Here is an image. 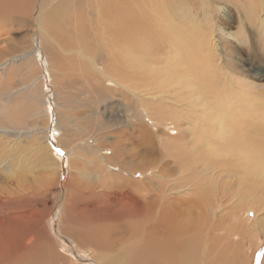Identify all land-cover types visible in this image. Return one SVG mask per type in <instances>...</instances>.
Wrapping results in <instances>:
<instances>
[{
	"label": "rangeland",
	"instance_id": "rangeland-1",
	"mask_svg": "<svg viewBox=\"0 0 264 264\" xmlns=\"http://www.w3.org/2000/svg\"><path fill=\"white\" fill-rule=\"evenodd\" d=\"M153 1L167 7L176 5L178 8L187 9L201 26H207L204 13L212 11L208 14L216 23L213 30L210 26L203 35L200 33L201 29L194 30L188 25L180 28L175 25L174 32L182 34L185 38L189 37L192 46L197 40L195 47L201 62L199 67L206 73L208 83L206 90L191 87L189 83L182 88L184 93L182 96L172 91L171 99L162 103L163 109L139 108L130 94L118 87L111 88V84L108 83L109 87H106L107 85L105 87L110 90L107 89L106 95L103 96L106 90L103 91L100 88L101 84L96 81L93 83L95 79L91 74L92 68L86 64L87 60L79 58L74 53L69 54L68 50L80 49L84 56L98 58V67L107 72V66L102 65L103 61L110 56L109 53L113 54L108 60V65L111 66L112 60L115 61L117 57L114 54L115 46L109 49L116 35L114 16L104 14L107 10L103 13L100 10L98 13L95 12L96 15L93 14L92 10L98 9L99 0L68 1L56 17L59 29L52 34L55 41L61 44L60 47L68 53L63 54L55 47L56 52L59 53L54 51L48 54L49 57L44 56V58L42 56L40 58L37 52L42 54L45 47H49L50 40L45 41L43 34L34 33L36 28L30 19L23 21L18 15L5 16V20L0 19V64H5L0 67V71L5 72L4 75L0 72V129H3L0 130V190L6 196H14L9 192L16 187H20L23 192H29L26 198L15 207L24 212L22 217L27 218L25 221L22 220L16 228L14 223L0 218V260L10 255L12 251L19 250L20 245L17 240L22 234L37 231L38 246L36 248L43 246L40 251L49 252L51 256L50 258L42 257L40 261L34 249L26 253L24 261L27 260V262L23 261V264L97 263V260L91 256L93 254L91 248L87 247L88 253L80 254L73 243L75 240L67 236L63 237L66 234L65 228L72 226V220L75 221L76 226L82 223L92 226L99 221L106 230L107 228L114 230L117 225L115 221L105 217L108 215L106 207L93 206L80 195L87 191L86 187L91 186L92 183L89 178L77 175L76 169L88 173L89 165L86 162L93 160L94 154L81 150L68 159L67 151L78 143L82 142L85 147L95 145L100 150L123 146L132 153L138 154L136 164L140 160H147L150 165H155L154 171L157 176L162 177L159 169L164 167L163 176L166 180L169 179L168 181L177 179L178 171L180 174L183 173L182 186L188 185L179 195L190 192L198 186H208V193L215 198L216 203L221 196L231 199L232 203L238 201L239 196L233 193L234 185L229 186L225 183L228 181L230 184L234 178L216 179L218 185L225 186L223 190L218 188L216 190L210 186L212 181L201 173L202 167H205L204 163L213 164L216 170H225V174L226 171L240 174L243 171L231 169L234 160H240L241 164L244 163L242 160H264V111L262 109L260 111L258 107V110L252 108V99L261 100L260 102L264 104V0ZM57 2L58 0L54 3ZM102 17L104 19H101ZM219 27L226 35L220 36ZM117 29H120V24H117ZM165 38V34H162L155 42L156 48L152 53L155 56L151 54V58L144 59L147 65L148 61H152L149 62L151 68H164L165 60L172 55L169 53L172 49L169 41L166 40L162 47H157L158 42H162ZM119 44L122 45V42L120 41ZM119 55L121 61L117 63L124 60L126 51L123 53L124 56ZM46 58L51 60L50 74L46 69L48 66L45 64ZM112 67L108 72L110 76H118L125 85H135V81H132L135 77L133 70H128L122 65L116 68V64ZM48 70L50 71L49 68ZM157 75L160 74L157 73ZM157 83L159 80L153 79L150 84ZM98 89L102 95L95 94ZM189 91L192 93H187ZM8 100L10 103L5 104ZM244 100L248 102L245 103ZM3 104L7 105L6 113L1 112ZM156 104H159L158 101H154L153 105ZM33 112L36 114L32 116ZM56 114L63 118V135L67 131L72 134L71 141L68 142L69 137H64L62 140H67L61 145L57 141L59 136L56 138L50 136L54 132ZM65 116H68L66 120L69 118L74 122L72 127L67 124L69 129L63 121ZM155 122H158V125L154 124ZM168 126H172L173 132H167ZM46 127H51L50 133L46 132L47 129L49 130ZM19 130L20 133H18ZM44 137L52 139L50 142L53 147H50L53 153L49 156L51 160H55L58 168L47 169L48 164L44 161L46 160L44 155L48 154L46 152L48 148L45 149V147L49 145L45 143ZM165 138H169L167 144L162 142ZM244 152L247 154L246 157L241 156ZM220 153L227 157L224 158L225 155L218 157ZM122 159L134 160L129 157ZM68 160H73L74 163L70 164ZM71 175L79 178L82 184L72 187ZM137 175L141 181H144L141 173L138 172ZM7 182L13 183V186H8ZM145 182L151 184L153 192L161 191L156 179L147 178ZM242 191V194L252 192L255 198L253 201L257 200L255 205L258 207L257 213L264 212V186L261 191H255L253 185L248 187L246 182ZM172 195L176 196L174 193ZM176 198L181 199L183 205L178 204L175 207L182 212L186 220L193 226H197L199 219L188 205V198ZM64 203L68 204V209L64 208L62 212L59 207ZM242 209L250 210L245 215L248 219H251L255 213L254 207L249 205ZM104 219L106 222L103 221ZM147 221H138L134 225L146 226ZM150 221L156 222L155 213L151 215ZM207 225L215 226L213 220H208ZM233 228L227 235L225 233L229 229L228 226L216 228L213 234L212 231L209 232L203 238L206 244L204 250L218 246L217 251L211 256L207 253L206 257L196 254V261L203 257L204 260L207 258V262L204 261L206 264H230L229 258L219 254H223L222 251L227 247V242L234 238L232 241L234 249L237 251L236 243L239 242L241 252L249 257V264H260V262L262 264L264 224L253 221L248 228L242 229L240 226ZM208 231H210L209 228ZM194 234L195 231L191 230L189 239ZM221 237H224L223 242L226 244L220 243ZM172 239H176V236L168 241ZM49 241L52 242L49 243ZM83 242L88 244L86 238ZM54 245L56 249H53ZM188 246L190 251L201 248L202 237L198 242L196 237L192 241L189 240ZM68 248H73L72 252H68ZM52 250L59 253H53L56 255L54 257Z\"/></svg>",
	"mask_w": 264,
	"mask_h": 264
},
{
	"label": "bare ground",
	"instance_id": "bare-ground-1",
	"mask_svg": "<svg viewBox=\"0 0 264 264\" xmlns=\"http://www.w3.org/2000/svg\"><path fill=\"white\" fill-rule=\"evenodd\" d=\"M56 1L57 0H49L48 2L47 0H0V19L5 20L7 16L11 17L15 15L22 17L21 20L23 21L30 19L36 28L34 33L43 34L45 41L50 40L49 47H45L42 54L40 52H37V55L40 56V58L41 56L44 58V56H48V54H51L54 51L56 52V49H58L59 51H62L63 54L68 52L69 54L74 53L78 55L79 58L87 60L86 64H88V66L92 68L91 74L95 79L94 81L92 80L93 83H95L96 81V83L101 84L100 88H102L103 91L104 89L106 90L103 96H105L107 91L110 90L109 88H106L109 87V85H107L108 83L111 84V88L118 87L119 89L130 94V96L135 100L136 106L139 108L151 109V107H153L155 109H163L164 107L162 106V103L171 99L170 94L172 93V91L177 92L176 95L182 96L184 94L182 93V88L189 83L191 87H197L206 90L208 78H206L207 75L204 70L199 67L201 62L198 54L196 53L197 48L195 47L197 40H195L194 46H192V44L190 43V38H185L182 34H176L174 32V28L175 25L179 26L180 28L183 25H188L194 30L201 29L200 33L201 35H203L205 31H208L210 29V26L212 27V30L213 27L216 26V23L213 22L214 18L210 17L208 14L212 13V11L204 13L205 24L207 26H201L187 11V9L178 8V6L176 5L167 7L166 5L156 3L153 0H99L98 9L92 10V12H94L93 14H95V12L98 13V11L101 10L103 13L107 10V12L104 14L114 16L116 35L114 38V42L112 43V45L110 44L109 49L112 46H115L114 54L117 56L115 58V61L112 60V65L109 66L108 60L112 57L113 54L109 53L110 56L105 59L103 61V65H101L103 67L104 65L107 66L108 72L111 68H113L112 66L114 64H116V68L122 65L123 67L126 66L128 70H133L135 77L132 78V81H135V85L128 86L125 85V83L121 81L118 76H110L107 71L102 68L100 69L98 67V58L94 59L91 58V56H84L82 52L79 51L80 49L68 50V52H66L60 47L61 44L55 41V37L52 34L54 33V31H57L59 29V26L56 23V17H58L60 11L64 9L68 1L70 0H58L57 3H54ZM110 12H112V14ZM101 19L104 18L102 17ZM117 24H120V29H117ZM106 26L107 25L105 23V28H107ZM219 30L221 32L220 36L226 35L223 32L222 28L219 27ZM162 34H165L166 38L162 42H158L157 47H162L163 44L166 43V40L167 42L169 41V44L172 47L169 53H172V55L169 59L165 60L166 63L164 68H151V64H149L150 61H148L147 65V61L145 62L144 59L150 57L154 52L156 48L155 42L160 39ZM120 41L122 42V45L119 44ZM53 44H55V46ZM125 51L126 56L123 55ZM118 53L124 56V60L121 63H117V61H121L119 60L121 56ZM164 59L165 55L163 57V60ZM196 62L198 64H196ZM45 64L48 65L46 66V69L48 74H50L51 60L49 58H46ZM4 65L0 64V67ZM48 68L50 69V71L48 70ZM125 72L126 71H124V73ZM1 73H3L4 75L5 72L2 71ZM157 73H159L160 75H157ZM131 74L132 73H130V75ZM153 79L159 80V83L151 85L150 83ZM86 81H88V79ZM187 93L190 94L192 93V91H189ZM95 94L102 95L100 89H98ZM183 98L189 99L188 97L184 96ZM154 101H158L159 104L153 105ZM246 101L248 102V100H244L245 103ZM252 101V108L258 110V107L260 111L261 109L264 111V104L260 102L261 100L258 101L252 99ZM9 103V100L5 101V104ZM5 104L2 105V113H6L5 108L7 105ZM194 106L197 107V105ZM35 114L36 113L33 112L32 116ZM66 117L68 116H65V119L63 121H65L67 127V124H70V127H72V125L74 124L73 119L67 118L66 120ZM62 119L59 116L56 117V122L53 127L54 132L51 133L52 135H50L52 136V138H56L57 136H59L57 141H59L60 145L62 142H65L67 140H62V138L69 137L68 142L69 140L71 141L72 138V134H69V131H67L66 134L63 135ZM87 123H89V121ZM154 124L158 125V122H155ZM70 127H68V129ZM141 128L143 129L144 127ZM50 129L51 127L49 128V130H45L47 133H50ZM166 130L167 132H173L172 126L166 127ZM18 133H20V130ZM168 139L169 138H165L162 142L164 144H167L169 142L167 141ZM45 140L46 142H44L49 145L45 147V149L48 148L46 149V152L48 154L46 156L44 155V157L46 158V160L44 161L48 164L47 169L58 168L55 160H51V156H49L53 153L52 148L50 147L52 146L50 142L52 139L47 138ZM57 141L54 142L58 144ZM84 145L85 144H83L82 142L78 143L72 149H69L66 153V157L68 159L73 154L77 155L81 150H85L94 154L92 158L93 160H88L86 162L89 165L87 168L88 173H83L81 172V169H76L77 175L79 174L81 176L89 178L92 183L91 186L86 187L87 191L82 192L80 195L82 197H85L86 201H88L93 206L106 207L105 209L109 216L105 215V217L109 218V220L115 221L117 225L116 227H114V230L109 228H107L106 230L105 227L102 226V223L99 221L97 224H92V226L83 223L76 226L75 221L72 220V226H67V228H65L64 231L66 232V234L63 235V237L67 236L68 238L75 240V242L73 243H75L77 251L80 254L88 253L87 247L91 248L93 253L91 256L93 257V259L97 260L96 264H206L207 258L204 260L202 259L203 257H201L199 261H196L195 256L196 254L205 256L207 253L208 256H211L215 251H217L216 248L218 246L214 249L207 248V251L204 250L206 249V244L203 238L207 234H209V232L212 231L211 233L213 234L215 233L216 228L219 229L228 226L229 229L225 233L227 235L230 230L234 229L233 227L239 228L240 226L242 227V229L248 228L253 221L264 224V212L260 211V213H257L258 207H255V205L257 204V200L253 201L255 198L252 192L242 194V190L246 182L248 187L253 185L255 191H261V189L263 188L264 160H242L244 162L243 164H241L242 162L240 160H234L231 169H238L241 170V172L243 171L240 174H236L237 172L230 173L227 171L225 174V170H216L213 167V164H210L206 161L207 163H204L205 167H202L201 173L202 175L204 174L210 181H212L210 183V186L214 187V189L216 190L217 188L219 190H223L225 189V186L221 187L220 184L218 185L216 179L226 178L228 180V178L232 177L234 178L233 182L231 180L230 184L228 181H226L225 183H227V185L229 186L233 184V193L239 196V199L236 203H232L231 199H227L226 196H221L216 203L215 198H212V196L208 193V186H198L190 192L179 195L181 192L185 191L184 189L187 187L186 185H188L186 184L182 186L184 174H180V171H178L179 175L177 179L168 181L169 179L166 180V177L163 176L164 167H161L159 169V173L162 174V177L157 176L156 172L154 171V169L156 168L155 165H150L147 160H140L138 164H136L135 160L138 159V154L132 153L130 150L125 149V147L123 146H116L110 150H100L95 145H87L88 147H85ZM216 155L218 154L216 153ZM221 155L225 154L220 153L218 157H221ZM246 155V152H244L241 156L246 157ZM125 157L133 158L134 160L122 159ZM225 157L227 156L225 155L224 158ZM68 162H70V164L74 163L73 160H68ZM138 172L141 173L144 181H141V179L138 178ZM70 178L73 182L71 184L72 187L76 184H82V181H80L79 178L72 175L70 176ZM147 178L156 179V181L158 182L157 184L161 187V191L158 190L156 192H153L151 189V184L145 182ZM207 180L204 181L206 182ZM204 181L202 183H204ZM7 185L11 187L13 186V183L7 182ZM9 193L11 195L14 194V196H6L3 191L0 190V218L7 222L14 223L15 227L17 228V225L22 220L25 221L27 218L22 217V215H24V212L15 209V207L19 205L20 201L26 198L25 196L28 195L29 192H23L22 190H20V187H16ZM173 193L176 196L172 195ZM176 197L188 198V205L192 208L195 215L199 219V224L197 226H193L190 221L186 220L183 217L182 212L175 207L178 204L183 205L181 199H177ZM247 205L254 207L255 209V213L253 214L251 219H248L245 216L250 212V210L246 211L245 209H242ZM67 206V203L61 204L59 210L63 212L64 208L66 209ZM153 213L156 214L155 223L150 221L151 215ZM62 220L64 221V217ZM145 220H148L147 224H145L146 226L134 225V223H138V221L141 222ZM208 220H213L215 226L207 225ZM103 221L106 222V219H104ZM109 227L111 228V226ZM39 228L41 227L39 226ZM208 228L210 231H208ZM191 230H194L195 234L192 235L189 239L191 235H189V232ZM262 231L264 232V229ZM36 232H28L24 235L22 234L17 240V243L20 245L19 250L12 251L10 255L2 257V259L0 260V264H23L24 257L27 255L26 253H29L34 249L35 252L37 251V257L40 261L43 259L42 257L47 256L48 258L49 256H51L49 252H41V247L43 246H39V249L36 248L38 246V243L36 242ZM41 233L43 232L41 231ZM175 236L176 239H172L170 242L168 241L171 237ZM195 237L196 242H198L202 237L203 246L197 250L191 249L190 251L188 246L189 240L192 241ZM85 238L88 241V244H85V242H83L85 241ZM223 238L224 237L220 238V243L224 245L226 243L223 242ZM233 240L234 238H232L230 242H227V247L224 246L225 249L222 251L223 254L220 253L219 255H224L225 257L229 258L230 264H249V257L241 252L240 243H236V241L234 242L236 243V247L238 248L236 251L232 245ZM50 242L52 241H49V243ZM56 248L57 247L55 246V248L53 249ZM72 249L68 248V252H72ZM56 252L57 251L52 250V255H54L53 253L56 254ZM55 256L56 255H54V257ZM25 261L27 262V260ZM262 264H264V258Z\"/></svg>",
	"mask_w": 264,
	"mask_h": 264
},
{
	"label": "snow or ice",
	"instance_id": "snow-or-ice-1",
	"mask_svg": "<svg viewBox=\"0 0 264 264\" xmlns=\"http://www.w3.org/2000/svg\"><path fill=\"white\" fill-rule=\"evenodd\" d=\"M57 151H59V150H57Z\"/></svg>",
	"mask_w": 264,
	"mask_h": 264
}]
</instances>
